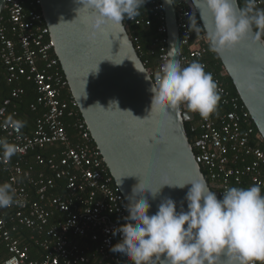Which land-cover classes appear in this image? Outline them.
Here are the masks:
<instances>
[{
	"label": "built area",
	"instance_id": "built-area-1",
	"mask_svg": "<svg viewBox=\"0 0 264 264\" xmlns=\"http://www.w3.org/2000/svg\"><path fill=\"white\" fill-rule=\"evenodd\" d=\"M258 6L264 7V0ZM175 10L182 66L198 61L206 68L204 58L208 53V42L204 35L193 36L186 15L193 12L183 3L177 4ZM152 13L164 23L158 29L157 70L160 71L168 60L167 28L160 2L155 4ZM125 20L135 26L150 25L144 18ZM8 27L13 38L8 35ZM133 42L139 49L136 37ZM53 53V43L42 14L25 13L19 0H5L0 16V63L8 82L24 78L34 84L38 98L30 109L37 111L41 106L44 113L36 121L30 136L22 130L16 133L0 127V136L7 137L10 143L18 147L14 161L0 162V173L6 174V182L13 184L17 198L25 202L23 206L8 208L14 210L15 222L35 234H45L46 238L40 246L46 256L42 261L29 259L27 249L21 247L20 242L12 236L16 226L8 228L0 210V239L6 244L10 255L0 264H6L12 257L16 258L17 264L88 263L86 249L80 243H71L72 237L97 243L93 258L99 257L100 261L114 264H120L123 259L129 264L126 258L110 251L121 241V235L117 233L113 236V230L127 223L124 197L114 184L101 153L92 145L85 122L77 118V103L70 94L59 60ZM221 75L226 76L224 70ZM213 79L221 90L217 112L208 120L192 113L197 118L191 128L195 134L191 144L195 162L205 170L207 183L211 190L217 192L218 199L230 186L247 188L260 184L264 194V148L261 147L264 140L259 132L254 131L246 107L229 94L219 78ZM23 93L21 88L13 89L8 98L0 101V122L9 114L17 118V113L10 108L13 100ZM66 94L69 96L63 98ZM181 110L183 113L189 112L183 106ZM66 119H72L69 126ZM53 145H60V154H52L47 161L36 157L37 162L46 165L53 176L42 172L33 179L30 170L21 165L22 158L30 152ZM57 181H64L65 194L55 193ZM27 183L38 187L37 200L30 199ZM55 212L64 216L59 224L51 221Z\"/></svg>",
	"mask_w": 264,
	"mask_h": 264
},
{
	"label": "clouds",
	"instance_id": "clouds-1",
	"mask_svg": "<svg viewBox=\"0 0 264 264\" xmlns=\"http://www.w3.org/2000/svg\"><path fill=\"white\" fill-rule=\"evenodd\" d=\"M146 2L76 0L82 5L79 10L88 13L86 38L89 40L103 34L109 25L125 32L124 20L139 16ZM260 2L192 0L199 10L202 26H198L194 13H186L189 28L196 34L203 33L208 50L218 55L246 40L255 44L264 36V7L258 6ZM165 3L173 5L174 0H165ZM177 54L175 48L162 69L150 79L151 111L155 107L174 112L183 106L208 120L217 112L221 90L212 74L205 71V65L193 61L182 66ZM111 105L118 109V102L112 101ZM25 126L26 122L13 114L0 122V127L16 133ZM17 151L16 144L0 136V162H10ZM186 185H191L185 196L187 211L177 212L176 203L166 198L154 215H148L150 204L144 197L146 189L155 199L163 186L183 189ZM162 187L153 191L141 183L133 189L127 197V223L112 233L113 236L119 233L121 241L110 248L111 252L126 258L129 264H264V194L260 184L227 187L219 199L203 176L185 184L164 183ZM24 203L17 198L12 183H0V210ZM6 264H17L16 258L12 257Z\"/></svg>",
	"mask_w": 264,
	"mask_h": 264
},
{
	"label": "water",
	"instance_id": "water-1",
	"mask_svg": "<svg viewBox=\"0 0 264 264\" xmlns=\"http://www.w3.org/2000/svg\"><path fill=\"white\" fill-rule=\"evenodd\" d=\"M37 1L70 94L126 205L141 183L157 191L164 183L185 184L203 176L185 130V123L194 117L181 109L166 112L154 107L151 111L152 78L136 52L129 27L124 24L122 32L109 25L89 40L88 13L79 10L82 5L76 0ZM159 2L167 28L168 58L177 48L180 60L175 6L183 3L200 20L199 10L192 0H174L173 5ZM4 6L5 0H0V16ZM215 55L264 140V39L255 44L246 40ZM112 101L118 102V109ZM190 187L163 186L155 199L146 189L148 215H154L166 198L176 203L177 212L187 211L185 196Z\"/></svg>",
	"mask_w": 264,
	"mask_h": 264
},
{
	"label": "trees",
	"instance_id": "trees-1",
	"mask_svg": "<svg viewBox=\"0 0 264 264\" xmlns=\"http://www.w3.org/2000/svg\"><path fill=\"white\" fill-rule=\"evenodd\" d=\"M23 10L25 13L36 12L41 14V10L39 5L37 4V0H19ZM159 3V0H147V2L143 5L141 9V14L136 18H144L150 22L149 26H135L132 24H128L126 20H124V24L129 27V36L132 39V43L136 49V46L133 42V38L136 37L139 41V49H136V52L141 59L145 68L149 71L151 78H154V73L157 72V68L159 65L158 59V41L160 39V34L158 29L164 23L159 20L158 17H155L152 13L153 7L155 4ZM196 16V15H195ZM197 24H201L199 18L196 16ZM202 26V25H200ZM8 35L10 38H13L12 33L9 31V27L7 28ZM194 37H198L201 34H196L192 31ZM264 39V36H262ZM55 56V54L53 53ZM204 62L206 64L205 71L210 72L214 77L220 79L224 88L229 92V94L238 99L240 103H242L238 97V94L235 90V87L232 84L231 79L228 76L221 75L223 72V65L215 55V53L210 52L208 50L207 55L204 58ZM62 72V70H61ZM63 75V72H62ZM64 77V75H63ZM65 79V78H64ZM21 88L24 93L17 100H13L14 104L11 106L10 110H14L17 113V118L22 119L26 122V126L22 129L25 135H32L33 130L36 124V121L42 117L44 113L43 107L39 106L37 111H32L30 109L32 104L37 102L38 94L36 92V88L33 83L26 81L24 78L19 79L16 82H8L3 66L0 63V101L8 98L13 89ZM63 95V98L68 97ZM77 118L82 120L80 113H77ZM66 125L72 122V119H66ZM197 122V118L194 117L191 122L185 123V130L190 144L193 143L195 138V134L191 131L193 125ZM252 127L254 131L258 132L255 125L251 121ZM71 130V129H70ZM93 146L94 143L92 144ZM261 147L264 148V143L261 144ZM61 147L60 145L48 146L44 150H37L35 152H30L26 155V157L22 158L21 165L24 169L30 170L31 177L35 179L37 175L42 172H47V176H53L48 172V168L46 165H40L37 162L36 157L40 156L46 161L50 158L52 154H60ZM16 158L12 157V161ZM201 172L205 178V180L209 183L205 170L201 168ZM6 175L0 174V183L6 182ZM65 183L64 181L56 182V192L58 194H65L64 190ZM27 191L30 199L33 201L37 200V191L38 187L27 183ZM2 216L4 217L7 227L11 228L16 226V231L13 233L14 239H17L20 242V246L27 249L29 259L42 261L45 256V250L40 246V243L46 238L45 234H35L31 229H28L23 226L17 225L14 218V210L11 209H3L1 210ZM63 214L55 212L54 217L51 220L52 223H61L63 221ZM71 243H80L87 251V255L89 257V261L86 264H114L110 261H100L99 257L93 258L92 256L96 253L97 243L91 241L78 240L77 237H72ZM117 244V243H116ZM9 253L6 247V244L0 239V262L6 260L9 257ZM62 264V263H60ZM120 264H128L125 260L121 259Z\"/></svg>",
	"mask_w": 264,
	"mask_h": 264
},
{
	"label": "crops",
	"instance_id": "crops-1",
	"mask_svg": "<svg viewBox=\"0 0 264 264\" xmlns=\"http://www.w3.org/2000/svg\"><path fill=\"white\" fill-rule=\"evenodd\" d=\"M0 174H1V173H0ZM5 175H6V174H5ZM6 178H7V176H6ZM6 180H7V179H6ZM55 193H57L56 190H55Z\"/></svg>",
	"mask_w": 264,
	"mask_h": 264
}]
</instances>
